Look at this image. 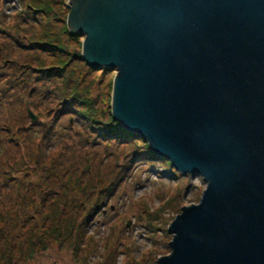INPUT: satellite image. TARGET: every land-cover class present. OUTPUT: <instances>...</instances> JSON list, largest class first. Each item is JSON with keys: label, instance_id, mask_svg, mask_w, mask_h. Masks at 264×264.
Segmentation results:
<instances>
[{"label": "water", "instance_id": "obj_1", "mask_svg": "<svg viewBox=\"0 0 264 264\" xmlns=\"http://www.w3.org/2000/svg\"><path fill=\"white\" fill-rule=\"evenodd\" d=\"M69 3L86 62L117 70L114 118L206 184L157 264H264V0Z\"/></svg>", "mask_w": 264, "mask_h": 264}, {"label": "rangeland", "instance_id": "obj_2", "mask_svg": "<svg viewBox=\"0 0 264 264\" xmlns=\"http://www.w3.org/2000/svg\"><path fill=\"white\" fill-rule=\"evenodd\" d=\"M27 3L31 6L26 5ZM43 3L44 0H0V26L10 30L0 33V49L9 46L8 51L5 48L0 51V68L4 69L0 72L5 78L1 84L2 87L6 85L12 89L22 86L26 91L23 98L28 97L31 102L34 101L36 108L31 104L34 113L27 104L26 110L28 107L36 114L37 119L40 118V137L45 135V128L53 122L61 107L57 105L59 96L53 93L70 96V101L66 103V114L59 116L62 117L59 123L62 126L70 123L71 130L59 133L68 141L70 148H78L81 142L91 147L89 151L64 150L68 153L65 156L72 159V163L76 162L73 167L77 169L78 175L74 176L70 185L65 184L66 179L59 182L56 178L54 182H44L39 181L40 175L28 172L27 169H23V172L28 174L27 179L32 178L39 183L40 188L55 193L59 189L57 194H61L52 198L50 208L40 210L43 209L40 205L38 214L30 217L32 225L35 226L36 221L43 223L48 216L56 215L61 209L67 213V220H72L79 227L81 234L78 236L84 238L83 232L87 233L85 239L88 242L87 248H84V244L80 247L83 242L77 236V241L74 242L71 234L64 245L50 246L46 252L37 253L26 263L15 253L10 258L14 259L13 264H157L162 256L171 253L169 244L173 240V234L169 229L173 217L181 214L183 206L198 204L206 184L199 175H183L172 168L170 161L151 150L143 136L127 131L114 118L112 100L117 70L93 67L86 62L83 51L85 35L82 30L76 33L71 26L70 16L75 7L69 0H57L54 12L56 15L62 14L58 30L66 36V47L78 54H71L70 58L68 54H60L52 48L53 54L44 56L35 53L18 54L15 49H10L5 34L17 44L26 43L24 32L27 33L26 36L41 39V28L31 27V23L34 18L35 21L42 18V13L37 11L42 8ZM47 13L44 9L42 21ZM49 19L53 21L54 16H49ZM33 34L37 37H33ZM52 64L67 65L64 71L56 70L51 74L44 72ZM69 65L71 66L68 68ZM33 86L39 88L38 95L52 93L46 98L47 104L40 101L36 93L34 96V93L28 94ZM24 104L21 101L10 106L9 112L11 117L15 116V121L23 114ZM60 118L56 117L58 120ZM109 119L120 124L131 138L125 139L114 134L104 137L101 130L107 125L103 121L108 122ZM94 120L97 122L93 123ZM29 123L23 116L22 127L26 128ZM20 131H25L27 135L30 133L29 129ZM19 136L24 145L33 143L22 135ZM41 149H46L44 153L47 150L51 153L49 155L52 161L62 151L51 147ZM147 150L154 157H145ZM42 152L40 150L39 154ZM134 156L136 159L132 161ZM29 162L30 165L33 164V160ZM83 176L87 177L82 178ZM84 191L89 192L86 201L83 198ZM29 200L33 202L32 198ZM94 202L98 204L96 208H93ZM110 207H114L113 211H108ZM1 213L3 216L9 214L10 219L15 218L12 212ZM0 222L3 224L4 221ZM28 231L33 232L25 229L20 233L28 235ZM0 264L3 262L0 261Z\"/></svg>", "mask_w": 264, "mask_h": 264}, {"label": "trees", "instance_id": "obj_3", "mask_svg": "<svg viewBox=\"0 0 264 264\" xmlns=\"http://www.w3.org/2000/svg\"><path fill=\"white\" fill-rule=\"evenodd\" d=\"M56 1L57 0H50L48 2L47 0H44L42 8L37 12L42 13L44 16V9L48 11L45 16V20L42 21V16V18L38 19V21H35L34 18L31 23V27L41 28V39L36 40L30 36H26L27 33L24 32L23 35L25 36V39H27L26 43L17 44L10 41V37L5 34L9 41L11 50L15 49L18 54L35 53L42 54L44 56V54H53L52 49H55V51H58L60 54H68V57L70 58L71 54H78L77 52L73 53L69 51L68 47H66V36L64 35V32L60 33L58 30L62 14L56 15V12H54ZM29 2H32V0H29ZM26 5L31 6L29 3ZM49 16H54V20L51 21ZM2 23L5 24V21H2ZM4 31L7 33L10 30L0 26V33H4ZM33 37H37L36 34H33ZM4 48L8 51L9 46L1 48L0 51H4ZM65 66L64 64H52L46 68L44 72L51 74L56 70L64 71ZM70 66L71 65H69L68 68ZM0 70L4 69L0 68ZM3 79L5 78L2 75V72H0V221H4L3 224L0 222V261L3 262V264H13L14 259H11L10 257H12L15 253L18 258H23L26 263V261L32 260L37 253L46 252L50 246H54L55 244L64 245L68 238L71 237V234L74 236V242H76L77 239H80V241L83 242L81 245L79 244L80 247L84 244V248H87L86 244L88 240L85 239L87 233L83 232L82 235L84 238L82 236H78V234H81L79 227H76L73 222H71L72 220H67L69 218L65 217L67 213L64 212V210L61 211L60 209L57 211L56 215L48 216L41 224L36 221L35 226L32 225L30 217L32 214H38L37 211L38 208L41 207L40 205H42L43 208L40 210L50 208L49 204L51 205L52 198L61 194H57L60 191L59 189H57L55 193L52 190H44L40 188L39 183L34 182L32 178L27 179L29 178L28 174L23 172V169H27L28 172L30 171L35 175H40L39 181L44 182H54L56 178H58L59 182L61 179H66L67 182H65V184L70 185L72 184L74 176L78 175L77 169L73 167L76 162L72 163V159L65 156L68 153H65L64 150L83 151L84 149L89 151L91 147L88 144L81 142L78 148H70L68 141L59 133V131L64 132L66 130H71L69 126L70 123L67 126H62L59 123L62 121V117L60 118L59 116H61L62 113L63 115L66 114V103L70 101V96L66 94L53 93L59 96V102L57 105H60L61 107L58 108V111L56 112L57 115L53 119V122L45 128V130H47L45 135L40 137L38 136V133L40 134L39 131L42 132V122L40 121V118L37 119L36 122L31 123L26 110L27 104L33 112L32 105L36 108L34 101L31 102L28 97L26 99L23 98L26 91L22 86H15L14 89L9 88L6 85L2 87L1 83H4L2 81ZM38 91L39 88L33 86L29 90L28 94L34 93L32 95L34 96L36 93L38 95ZM51 94H45L44 96L39 94L38 99L40 101L42 100L44 104H47L46 98L51 96ZM21 101L25 103L24 111L23 114L19 115L15 121V116L11 117L9 108L11 105H15ZM23 116L27 123L30 122L26 128H23L24 126L22 127ZM57 116L60 118L59 120L56 119ZM73 119L76 120L75 117ZM95 122L97 121L94 120L93 123ZM75 123H77V120ZM103 124L108 127V129L105 127L101 130L104 133V137L114 134L125 139L131 138V135L114 120L109 119L108 122L104 120ZM19 129H25L26 131L29 129L30 133L27 135L25 131H20ZM48 130L50 131L48 132ZM19 135H22L27 138L30 143H33L29 146L24 145L20 142L21 137ZM46 147L59 148V150L62 151H60V154L52 161L50 160L51 156L49 155L51 153L48 150L47 153H44L46 149H41ZM40 150L43 151L41 154H39ZM145 154V157H154L148 150ZM40 156L43 157L40 158ZM135 159V156L131 158L132 161ZM30 160H33L32 165H30ZM81 175L82 173L80 176ZM80 176L78 179H80ZM84 177L87 176H83L82 178ZM85 192L86 191L83 192V198L86 201V196L89 192ZM114 196H116V193L113 194V197ZM31 198L33 202H30L29 199ZM96 206H98V204L94 202L93 208H96ZM113 206L115 207V205ZM114 207L108 208V211H113ZM1 212H12L15 214V218L10 219L9 214L3 216ZM25 229H31L33 232H26L28 235L20 233ZM75 236H77V239Z\"/></svg>", "mask_w": 264, "mask_h": 264}]
</instances>
